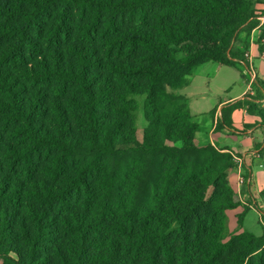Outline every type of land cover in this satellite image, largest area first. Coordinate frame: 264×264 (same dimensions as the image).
I'll return each mask as SVG.
<instances>
[{
	"label": "trees",
	"instance_id": "obj_1",
	"mask_svg": "<svg viewBox=\"0 0 264 264\" xmlns=\"http://www.w3.org/2000/svg\"><path fill=\"white\" fill-rule=\"evenodd\" d=\"M257 16L247 0H0V264H264V224L225 240L233 153L197 145L176 105L208 62L245 76L233 40ZM243 108L264 128V81L215 131Z\"/></svg>",
	"mask_w": 264,
	"mask_h": 264
},
{
	"label": "crops",
	"instance_id": "obj_2",
	"mask_svg": "<svg viewBox=\"0 0 264 264\" xmlns=\"http://www.w3.org/2000/svg\"><path fill=\"white\" fill-rule=\"evenodd\" d=\"M247 1L251 3V9H255V13L256 11L264 10V0ZM260 13L261 12L256 14ZM256 19L259 21L257 27L252 29L249 34L238 31L235 33L236 40H233V47L239 52H243L242 48L246 49L245 58L249 64V71H247L248 73L246 72L247 75L245 78L242 79L239 70L233 67L220 65L215 62H208L199 66L193 74L187 78L186 86L177 91V95L181 97V100L176 102L177 106H183L189 111L192 122L201 126V131L198 132L195 137V143L197 145L204 146L206 144H211L216 148L231 151L233 153V158H242L244 172L253 179V183L249 189L245 187L242 188V191L245 190V192H243L244 197L248 195L247 193L251 191V188H254L255 191L258 192L259 189L264 187V175L260 174L257 177L259 178V184L255 186L257 178H254L255 176L252 170V165L261 159V157L255 154L258 151L257 146L264 143V128L260 126L259 119L248 114L245 108L236 110L232 114L234 129L243 130L245 128V130L241 131L242 136H238L237 134L234 135V129H223L220 133H217L215 131V126L217 121L221 118V109L223 107L241 100L246 94L255 96L257 92L258 84L255 83L256 76L254 69L257 70L258 68L260 75H262V71H264V53L260 52L256 43L259 42L261 45L264 44V38L260 39L262 34L261 27L264 24V12L262 15L257 16ZM210 63L215 64V69L213 71L215 74L208 79L207 72L209 70L207 71V66H210L209 68L213 66L210 65ZM198 76H201L199 83L195 81ZM238 81H240V83L242 82V86L244 85V87L242 88L241 86L240 91L232 90L231 87L237 85ZM212 87L213 91H210ZM239 114H241V117L239 118V122H237L236 120ZM243 115H246L247 118ZM228 141L231 143H228ZM238 153L242 155L238 156ZM234 172L235 169L231 172L230 182L232 184V177L234 179V184L232 185L238 193L239 187L237 186L236 174ZM241 208L242 207H239L237 209Z\"/></svg>",
	"mask_w": 264,
	"mask_h": 264
},
{
	"label": "rangeland",
	"instance_id": "obj_3",
	"mask_svg": "<svg viewBox=\"0 0 264 264\" xmlns=\"http://www.w3.org/2000/svg\"><path fill=\"white\" fill-rule=\"evenodd\" d=\"M259 9V8H258ZM261 12L260 14H256V13H259ZM264 12V10H260V11H256L255 13V9H253V15H262ZM236 40V39H235ZM235 44V42H234ZM258 45V47H264V44L261 45L259 42L256 43ZM242 51L243 53L245 54V51L246 49L242 48ZM246 57V56H245ZM263 64H264V61H263ZM210 65H213L212 68H209L210 66H207V74H208V79H210L213 74H215L214 69H215V64L214 63H210ZM241 69V68H240ZM242 70V69H241ZM254 72H255V76H256V80H255V83L256 84H259L260 82L264 81V71H262V75H260V72H259V69L257 68L254 69ZM248 73V72H247ZM247 73H244L245 76L247 75ZM242 77V79L245 78ZM199 80H201V76L198 78L195 79V81H198L197 83H199ZM241 84V85H239ZM242 86V82L240 83V81L237 82V85L231 87L232 90L234 91H240V87ZM244 87V85L242 86V88ZM212 88H210V91H213ZM254 89V88H253ZM223 91V90H221ZM227 91V90H225ZM246 96H250L249 94H246L241 100L239 101H242ZM247 99H249V97H247ZM139 105H140V112L138 114V123H137V127H138V132H137V137L139 140H141L142 138V131H143V128L145 127L146 123L144 121V118H143V110H142V101H139ZM241 114H239V116L237 117V122H239V118L241 117L240 116ZM245 118L246 115H243ZM234 129V127H233ZM245 130V128L243 129ZM243 130H239V129H234V135L237 134L238 136H242V132ZM222 131V130H220ZM220 131H218L220 133ZM217 132V133H218ZM237 132V133H236ZM236 135V136H237ZM227 141V140H226ZM228 143H231L228 141ZM238 156H241L242 154L241 153H238L237 154ZM235 163V161H234ZM260 164L264 165V158L261 157L260 160H258L257 162H255L253 165H252V170H253V173H254V178L256 179L260 174H263L264 175V172H263V169L259 166ZM232 174V173H231ZM259 178H257V180L255 181V186L257 184H259V181H258ZM231 181H232V184H234V179L231 177ZM251 191H249L248 195L246 197L244 196H241V200H242V208L241 209H237V210H232V211H228L226 213L227 215V224H226V233H227V237L225 240L228 239V237L232 234H237V233H241V232H249L255 236H260L262 234V224H264V219L261 218V214H260V211L261 212H264V198L261 196L260 192H261V189H259V191H255V189L251 188L250 189ZM243 192H245V190H243ZM245 208H248V212L244 215L243 217V222L242 224H238L237 222V218H238V215L243 211V209Z\"/></svg>",
	"mask_w": 264,
	"mask_h": 264
},
{
	"label": "built area",
	"instance_id": "obj_4",
	"mask_svg": "<svg viewBox=\"0 0 264 264\" xmlns=\"http://www.w3.org/2000/svg\"><path fill=\"white\" fill-rule=\"evenodd\" d=\"M255 155L259 156L258 151ZM234 161H235V172L234 173L236 174V182H237V186L239 187L238 193L241 197V196H244L242 188L245 187V188L249 189V187L253 183V179L250 175H247L246 172H244L242 158L234 157ZM259 166L264 171V165L260 164ZM241 191H242V193H241Z\"/></svg>",
	"mask_w": 264,
	"mask_h": 264
}]
</instances>
